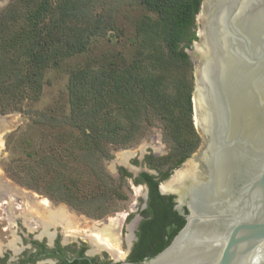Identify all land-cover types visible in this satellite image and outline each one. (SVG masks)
<instances>
[{"label": "trees", "instance_id": "1", "mask_svg": "<svg viewBox=\"0 0 264 264\" xmlns=\"http://www.w3.org/2000/svg\"><path fill=\"white\" fill-rule=\"evenodd\" d=\"M139 2L156 20L146 16L135 24L132 58L124 61L117 55L103 65L75 71L67 84L66 110L59 115L41 111L31 121L76 132L72 150L49 147L35 163H43L45 175L53 176L47 188L58 201L94 219L109 215L110 200L120 198L119 184L102 165L112 156L110 147H124L142 129L160 123L170 146L164 160H171L174 169L200 144L192 113L193 62L185 50L198 40L195 17L201 0ZM111 12L105 0H12L1 10L0 114L22 113L36 103L48 68L89 52L94 40L115 29ZM40 167L27 175L37 181ZM117 172L120 180L131 177L124 168ZM169 175L170 170L159 172L155 180L143 172L133 179L145 182L149 195L129 254L132 263L158 254L184 224L173 197L157 189Z\"/></svg>", "mask_w": 264, "mask_h": 264}, {"label": "water", "instance_id": "2", "mask_svg": "<svg viewBox=\"0 0 264 264\" xmlns=\"http://www.w3.org/2000/svg\"><path fill=\"white\" fill-rule=\"evenodd\" d=\"M192 113L199 149L159 182L184 224L140 263L264 264V0H201Z\"/></svg>", "mask_w": 264, "mask_h": 264}, {"label": "rangeland", "instance_id": "3", "mask_svg": "<svg viewBox=\"0 0 264 264\" xmlns=\"http://www.w3.org/2000/svg\"><path fill=\"white\" fill-rule=\"evenodd\" d=\"M11 1L0 0V11ZM105 2L112 9L111 24L115 29L110 30L107 37L94 40L89 52L64 60L58 68H48L44 74L40 99L28 107H24V112L0 114V119L9 125L6 131H0V185L2 186H0V247L16 238V245L19 249L17 252H12L15 255H17L16 253L21 254L25 250L28 251L33 239L47 245L53 244L58 239L64 250L68 251L67 253H75L81 245H86V253L92 254V256L112 261L125 260L127 246L130 242L128 237L130 239L133 237L145 192L142 189L141 194L136 193L133 187L141 185L133 183L130 178L120 180L117 170L121 167L133 176H137L140 172H156L158 174L166 170L171 172L175 169H170L171 160H164L170 155V146L165 140L160 123L145 127L132 142L124 147H110L112 156L102 165L115 180V184H119L120 198L110 200L112 211L109 215L101 219H94L58 201L52 191L47 188L53 176L45 175L43 163L40 162L38 165V162L35 163L37 159L41 158V155L48 151L49 147L58 148L59 152H69L74 148V137L76 136V132L66 126L49 129L43 125L32 124L31 121L36 114L41 111L54 110V113L59 115L63 109L65 111L67 84L71 74L85 67L103 65L110 61L111 57H117V55H120L124 61H128L134 55L135 46L132 39L135 24L146 16L150 17L152 21L156 20L155 14L149 13L139 0H105ZM185 51L189 55L188 51ZM201 140L200 137V143ZM199 146L192 154L199 149ZM125 151L133 152V157L129 159L128 163L131 167L115 164L119 154ZM56 152L58 153V150ZM31 154L33 158L29 157ZM146 157H150V161H146ZM132 161H137L136 165ZM68 162H70L69 159ZM39 165L41 167L38 168L39 177L36 181L27 175V171L33 167H39ZM53 189L56 192L55 188ZM27 198L46 202L53 208H63L67 214L81 220V226L98 224L101 227L107 224L110 219L116 220L119 251L95 246L87 236L89 233H82L85 232L83 227H80V231H75V236L70 234L72 237L65 235L61 226L51 228L48 231L51 234L50 239L42 232L43 229L39 223H33L37 214L30 217V213L35 214V212L29 209ZM24 248L27 249L24 250Z\"/></svg>", "mask_w": 264, "mask_h": 264}, {"label": "flooded vegetation", "instance_id": "4", "mask_svg": "<svg viewBox=\"0 0 264 264\" xmlns=\"http://www.w3.org/2000/svg\"><path fill=\"white\" fill-rule=\"evenodd\" d=\"M133 164L136 165L137 161H132ZM118 171V170H117ZM127 171V170H126ZM128 172V171H127ZM118 173V172H117ZM129 173V172H128ZM141 173L140 172L137 176H133L131 174L130 179L133 181L135 178H139ZM147 173V172H144ZM153 176H156L155 180L158 178V174L156 172L148 173ZM161 182V181H160ZM134 183V182H133ZM137 185H141L142 189L144 190V196H143V205L140 208L139 214H138V221L136 222V228L133 233L132 239H130V242L127 246V252H126V258L125 260L130 262L128 260L129 254L131 253L133 249V245L137 241V235L140 230V224L141 221L144 218L143 210L147 208V201H148V195H149V189L145 182H138ZM158 189V187H157ZM159 192V190H158ZM160 194V192H159ZM163 195V194H161ZM164 196H172L173 201V208L175 206L174 202V196L172 194H165ZM182 216V215H181ZM183 217V216H182ZM137 218V217H136ZM43 232V231H42ZM16 238L9 241L6 245H2L0 247V264H115L119 261H112V260H106L101 259L99 257L92 256V254L86 253V245H81V247L75 252V253H67L68 251H65L62 244L58 239H56L53 244L47 245L41 242H38L37 240L31 241V246L28 251H23L21 254L16 253L17 255L13 254L12 252L18 251V246L16 245ZM5 248V250H4ZM4 251V254H2ZM12 257H11V256Z\"/></svg>", "mask_w": 264, "mask_h": 264}, {"label": "bare ground", "instance_id": "5", "mask_svg": "<svg viewBox=\"0 0 264 264\" xmlns=\"http://www.w3.org/2000/svg\"><path fill=\"white\" fill-rule=\"evenodd\" d=\"M8 126L9 125L6 121L0 119V131H6L9 128ZM132 157L133 152L125 151L119 154L118 158L115 161V164L130 166V164L128 163L129 159H131ZM133 188L136 193L141 194V186H136ZM28 204L29 209L35 212V214L30 213V217L37 214L33 219V223H39L42 226L43 233L49 236L50 239L51 234H49L48 231L51 228H57L58 226H61L64 229L65 235L72 234L73 236H75V231L78 232L81 230L80 227H83L85 229V232L82 233H89L90 235L88 234L87 236H89V240L92 241L95 246L107 248L108 250L110 249L119 251V239L117 231L118 225L116 220L110 219L107 224L101 227H99L98 224L81 226V220H77L74 216L67 214V212H65V210L61 207L53 208L46 202L34 201L32 198H27V205ZM72 235L70 236L72 237ZM128 240H130L129 237Z\"/></svg>", "mask_w": 264, "mask_h": 264}]
</instances>
